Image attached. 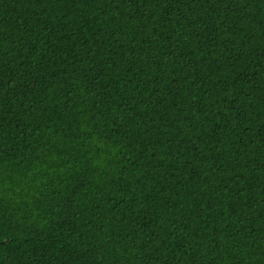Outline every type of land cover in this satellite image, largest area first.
<instances>
[{"label": "trees", "instance_id": "obj_1", "mask_svg": "<svg viewBox=\"0 0 264 264\" xmlns=\"http://www.w3.org/2000/svg\"><path fill=\"white\" fill-rule=\"evenodd\" d=\"M0 264H264V0H0Z\"/></svg>", "mask_w": 264, "mask_h": 264}]
</instances>
